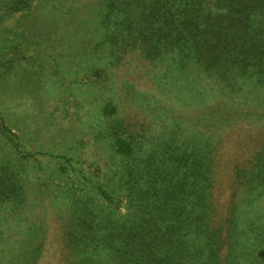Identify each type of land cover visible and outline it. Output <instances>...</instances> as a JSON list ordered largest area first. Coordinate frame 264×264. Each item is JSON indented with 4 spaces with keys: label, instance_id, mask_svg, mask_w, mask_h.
I'll use <instances>...</instances> for the list:
<instances>
[{
    "label": "rangeland",
    "instance_id": "1",
    "mask_svg": "<svg viewBox=\"0 0 264 264\" xmlns=\"http://www.w3.org/2000/svg\"><path fill=\"white\" fill-rule=\"evenodd\" d=\"M102 12L103 0H0V264H81L64 226L68 203L90 193L83 178L115 188L114 204L91 191L102 204L93 214L120 223L114 128L142 134L165 166L180 156L196 168L197 182L187 178L219 240L232 210L263 233L235 264H264L262 246L247 256L264 240V62H179L168 48L154 58L112 54ZM107 252L96 258L110 260Z\"/></svg>",
    "mask_w": 264,
    "mask_h": 264
},
{
    "label": "trees",
    "instance_id": "2",
    "mask_svg": "<svg viewBox=\"0 0 264 264\" xmlns=\"http://www.w3.org/2000/svg\"><path fill=\"white\" fill-rule=\"evenodd\" d=\"M103 7L98 20L101 42L114 45L112 54L136 48L154 58L168 48L179 55V62L187 57L207 66L229 64L231 69L264 62V0H103ZM245 33L254 35L252 41L242 38ZM110 136L115 166L121 171L115 181L124 191L125 213L120 223L110 211L108 220L93 214L102 204L91 191L114 204L115 188L83 178L81 188L90 193L68 203L64 226L66 241L80 255L81 264H235L243 248L263 237L255 228L248 229L250 225L237 224L232 210L219 240L187 178L191 173L197 182L196 168L180 156L166 166L155 161L159 148H146L142 134L136 138L114 128ZM89 202L95 208L89 209ZM255 242L247 256L264 247V240ZM222 243L226 253L220 260ZM104 248L111 251L110 260L96 258Z\"/></svg>",
    "mask_w": 264,
    "mask_h": 264
}]
</instances>
